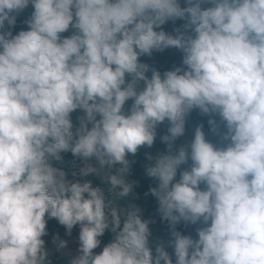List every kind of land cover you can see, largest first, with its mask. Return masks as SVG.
Segmentation results:
<instances>
[{
  "label": "clouds",
  "instance_id": "9594fccd",
  "mask_svg": "<svg viewBox=\"0 0 264 264\" xmlns=\"http://www.w3.org/2000/svg\"><path fill=\"white\" fill-rule=\"evenodd\" d=\"M171 48L179 67L141 62ZM194 109L220 145L203 125L186 139ZM165 122L143 171L167 243L121 203ZM51 219L79 226L68 264H264V0H0V264H53Z\"/></svg>",
  "mask_w": 264,
  "mask_h": 264
},
{
  "label": "trees",
  "instance_id": "16d2710c",
  "mask_svg": "<svg viewBox=\"0 0 264 264\" xmlns=\"http://www.w3.org/2000/svg\"><path fill=\"white\" fill-rule=\"evenodd\" d=\"M31 6H29L27 9H25L23 12H21L17 17V24L15 26L14 34L18 32L19 30H26L27 25L24 23L25 20H27L32 12ZM176 27L173 23H168L164 26V30L168 33H173L174 28ZM72 34V31L70 29L69 32L63 33V36H69ZM182 58L183 54L178 49H167L165 52L162 53H153L152 56H145L141 57V62L149 64L151 67L156 68L157 70L161 71L163 73L166 70H171L174 67H179L182 65ZM132 101H128L126 104V107L130 106ZM73 120H76V117L81 115L79 111L72 114ZM209 119H215L218 125V131L213 132L210 130V125L208 124ZM199 125H203V131L205 132L206 139L211 141L214 144L220 145L222 143L221 141V135L224 131L223 124L220 123L218 116H210L206 114H202L198 109H194L186 118V139L191 140L192 133L194 132L195 128ZM167 122L161 124L158 128V136L156 139V142L154 143L153 147L151 149H142L135 159L139 162H142L138 164L134 170V174L129 177L130 180L136 181V187L134 189V198L133 196L124 198V200L121 202L123 206H127L129 202L136 204L138 207L142 209V218L151 220L152 223H150L149 227L152 232V236L150 238L151 241H163L167 243L169 239V231L166 222H162L160 216L157 213L158 204L155 201L154 198L151 197V195H145L146 192H148L149 188L154 186V181L147 177L144 174L143 171V163H146V158L144 153H155L159 151L162 147L160 144L159 137L163 135L166 132L167 129ZM73 157L70 153L64 154V167L65 170L69 173L73 170L78 171V167L80 166V162L77 161V165L74 168L72 161ZM129 159H133V157L129 156ZM187 165L181 166V170L186 168ZM88 179L93 180L94 184L102 186L99 178L90 176ZM177 179H179V173L177 176ZM198 225H178V229L183 231L185 234H191L193 237H195V228ZM77 233H79V226L74 228ZM47 230L49 235L44 237L46 240V245L50 248H52V256L51 259L53 261V264H68L69 260V254H75V252L72 251H65L64 249L61 251H56L55 246L52 245L51 239L53 235L58 234L60 237L64 235L63 231L65 228L58 224V222L54 219L48 220L47 223ZM111 240V234L105 233V236L102 238V246L101 249H97L96 251L99 252L102 250L103 244L108 243Z\"/></svg>",
  "mask_w": 264,
  "mask_h": 264
},
{
  "label": "rangeland",
  "instance_id": "374dc122",
  "mask_svg": "<svg viewBox=\"0 0 264 264\" xmlns=\"http://www.w3.org/2000/svg\"><path fill=\"white\" fill-rule=\"evenodd\" d=\"M64 235H62L60 238L67 240V247L64 249L65 251L69 252H76L78 247V233L75 229H73L71 237L66 235V230L63 231Z\"/></svg>",
  "mask_w": 264,
  "mask_h": 264
}]
</instances>
